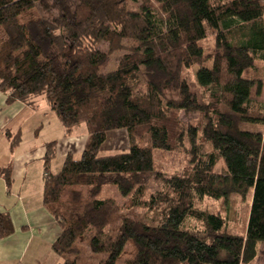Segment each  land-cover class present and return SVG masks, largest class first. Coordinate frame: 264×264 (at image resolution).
Here are the masks:
<instances>
[{
  "label": "trees",
  "instance_id": "1",
  "mask_svg": "<svg viewBox=\"0 0 264 264\" xmlns=\"http://www.w3.org/2000/svg\"><path fill=\"white\" fill-rule=\"evenodd\" d=\"M208 30L215 35L209 53L199 45ZM104 41L107 50L97 46ZM262 62L264 0H0V88L34 106L45 98L68 134L88 129L83 152L67 155L44 185V204L62 230L53 246L62 264H79L90 231L91 250L107 253L98 264H119L130 242L136 252L127 264H248L258 257L264 133L241 127L264 125V105L252 95L263 91ZM191 112L200 114L197 125L182 119ZM119 130L130 146L103 154ZM179 150L189 151L192 169L159 174L161 187L146 198L142 180L154 173L156 152ZM55 151L53 141L46 164ZM9 172L0 167L8 182ZM108 185L125 205L101 197ZM251 190L246 234L230 233L222 215L196 207L204 197ZM134 207L154 216L124 215L113 227ZM190 218L201 228H188ZM10 222L0 215V233L11 232Z\"/></svg>",
  "mask_w": 264,
  "mask_h": 264
},
{
  "label": "crops",
  "instance_id": "2",
  "mask_svg": "<svg viewBox=\"0 0 264 264\" xmlns=\"http://www.w3.org/2000/svg\"><path fill=\"white\" fill-rule=\"evenodd\" d=\"M85 128L83 134L77 131ZM88 129L80 125L68 134L43 97L35 106L0 88V215L8 216L12 230L0 233V264H62L53 246L61 226L44 204L46 177L59 172L67 155L82 153ZM56 142V155L46 164L48 144Z\"/></svg>",
  "mask_w": 264,
  "mask_h": 264
},
{
  "label": "rangeland",
  "instance_id": "3",
  "mask_svg": "<svg viewBox=\"0 0 264 264\" xmlns=\"http://www.w3.org/2000/svg\"><path fill=\"white\" fill-rule=\"evenodd\" d=\"M132 45L131 42L128 43V45ZM199 45H201L204 50L209 53L212 52L215 48V35L210 30H208V35L203 40L199 41ZM97 46L100 49L107 50L108 42H99L97 43ZM123 54L122 51L116 52L115 55H113L109 60V64H113L115 62V58L118 55ZM113 67V65H110L109 68ZM260 68L264 69V63H260ZM264 79V72H262V75ZM253 97L258 98V100L263 103L264 105V83H263V91L261 96L256 95V88L253 89ZM200 118V114L197 112H191L189 114L182 115V119L185 124H193L197 125V122ZM243 129L246 130H259L264 133V125L258 124V123H242ZM85 131V128H79L77 131L79 134H83ZM110 139H108V142L103 146L102 153L103 154H110V153H116L119 152L121 149H126L130 146V140L128 138L127 132L125 130H119L110 133ZM186 146L188 148H191L188 141L186 142ZM206 149H211L210 145H206ZM78 155V154H77ZM79 156V155H78ZM156 167L154 173L145 174L143 177V182L147 185V194L146 198H149L151 194H153L157 189H159L162 185L161 178L159 176H172L177 174H184L188 171H190L192 168V164L190 163V153L186 150H179L176 152H162L157 151L156 152ZM223 164L225 165L224 159H222L217 167L218 171H222ZM111 185V184H110ZM109 185L104 189L103 193H101V197L105 196H113L117 199L119 205L123 206L125 205V202L127 200L126 197L121 195L118 191V188L116 185L111 186L108 188ZM252 194L253 191L251 190L247 195L242 196L239 193H233L229 195L228 197H221V198H209L204 197L203 199H200L196 201V207L198 209H203L207 212H214L217 214L222 215L223 218H225V229L233 234H246V228L248 224V217L250 214V205L252 202ZM124 215L126 216H132L137 217L141 219L149 218L151 219L154 215L152 212H150L147 208L142 207H134V209L122 210V212L118 215V218L114 221L113 227H117L120 224V221L123 219ZM186 225L188 228H201V225L195 221V219L188 220L186 222ZM112 227V226H111ZM94 232L90 231L87 234L84 235L81 239V252L79 254V257L77 258V262L79 264H98L99 260L102 259V257H106L107 253H96L91 250L90 248V238ZM123 255L119 258L118 262L119 264H127L126 259L132 257L135 255V248L134 245L130 242L127 244V246L124 249ZM65 257L72 258L73 255L71 253L66 254ZM248 264H264V242H259L258 246V257L248 263Z\"/></svg>",
  "mask_w": 264,
  "mask_h": 264
},
{
  "label": "built area",
  "instance_id": "4",
  "mask_svg": "<svg viewBox=\"0 0 264 264\" xmlns=\"http://www.w3.org/2000/svg\"><path fill=\"white\" fill-rule=\"evenodd\" d=\"M44 175H45L46 178L49 176L47 172H45Z\"/></svg>",
  "mask_w": 264,
  "mask_h": 264
}]
</instances>
